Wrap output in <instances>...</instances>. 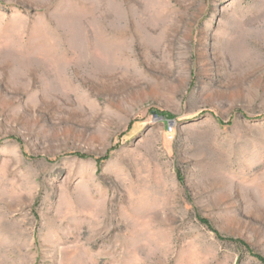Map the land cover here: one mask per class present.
I'll list each match as a JSON object with an SVG mask.
<instances>
[{
    "label": "rangeland",
    "instance_id": "1",
    "mask_svg": "<svg viewBox=\"0 0 264 264\" xmlns=\"http://www.w3.org/2000/svg\"><path fill=\"white\" fill-rule=\"evenodd\" d=\"M0 264H264V0H0Z\"/></svg>",
    "mask_w": 264,
    "mask_h": 264
},
{
    "label": "trees",
    "instance_id": "2",
    "mask_svg": "<svg viewBox=\"0 0 264 264\" xmlns=\"http://www.w3.org/2000/svg\"><path fill=\"white\" fill-rule=\"evenodd\" d=\"M158 116H162V117H163L165 120H167V121H168V119H169V117H168L167 115L165 116V115H161V114L159 115V114H158Z\"/></svg>",
    "mask_w": 264,
    "mask_h": 264
}]
</instances>
